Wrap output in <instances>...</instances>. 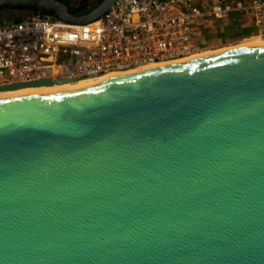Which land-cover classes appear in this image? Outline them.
<instances>
[{
	"label": "water",
	"instance_id": "obj_1",
	"mask_svg": "<svg viewBox=\"0 0 264 264\" xmlns=\"http://www.w3.org/2000/svg\"><path fill=\"white\" fill-rule=\"evenodd\" d=\"M0 264H264V45L0 98Z\"/></svg>",
	"mask_w": 264,
	"mask_h": 264
},
{
	"label": "built area",
	"instance_id": "obj_2",
	"mask_svg": "<svg viewBox=\"0 0 264 264\" xmlns=\"http://www.w3.org/2000/svg\"><path fill=\"white\" fill-rule=\"evenodd\" d=\"M250 36L264 38V0H115L85 24L33 12L0 22V87L134 71Z\"/></svg>",
	"mask_w": 264,
	"mask_h": 264
},
{
	"label": "bare ground",
	"instance_id": "obj_3",
	"mask_svg": "<svg viewBox=\"0 0 264 264\" xmlns=\"http://www.w3.org/2000/svg\"><path fill=\"white\" fill-rule=\"evenodd\" d=\"M255 38V39H253ZM236 42L233 43H227L229 46L221 47L220 46L211 49V50H204V51H199L197 53L191 54L187 57L180 58V59H173L169 62H164V63H159V64H147L145 66L139 67L140 69L134 70V71H124V72H119V73H110L105 76H101L98 78H89V79H78L73 82H66V83H61V84H53V85H42V86H29V87H23L19 89H14V90H5V91H0V98H7V97H14V96H19V95H25V94H32V93H55V92H62V91H68V90H73V89H78L86 86H90L93 84H96L106 78L109 77H114V76H122V75H127L131 73H135L140 70H145L149 68H153L156 66H161V65H167V64H172L176 62H181V61H187L192 58L200 57V56H206L210 54H215L219 53L222 51H227V50H234V49H240V48H246V47H253V46H261L264 45V38L260 36H250V38H244L237 44ZM235 44V45H231ZM223 46V45H222ZM219 48V49H218Z\"/></svg>",
	"mask_w": 264,
	"mask_h": 264
},
{
	"label": "trees",
	"instance_id": "obj_4",
	"mask_svg": "<svg viewBox=\"0 0 264 264\" xmlns=\"http://www.w3.org/2000/svg\"><path fill=\"white\" fill-rule=\"evenodd\" d=\"M66 4L69 5L68 0H63ZM98 0H79L76 8H71L76 14L85 13L90 7H92ZM34 11L24 10L20 7L15 8H0V22L3 20H20L27 14L33 13Z\"/></svg>",
	"mask_w": 264,
	"mask_h": 264
},
{
	"label": "rangeland",
	"instance_id": "obj_5",
	"mask_svg": "<svg viewBox=\"0 0 264 264\" xmlns=\"http://www.w3.org/2000/svg\"><path fill=\"white\" fill-rule=\"evenodd\" d=\"M69 1V5L71 6V8H76L77 7V4L79 2V0H68ZM253 29L252 28H248V29H239L238 31H236L237 35H246V34H249ZM254 37V36H253ZM247 38H250V37H247ZM255 39V38H253ZM242 39H239L237 40V43L240 42ZM235 43V44H237ZM235 44H231V45H235ZM225 46H229L227 44H224L223 46H220L219 48L221 47H225ZM218 48V49H219Z\"/></svg>",
	"mask_w": 264,
	"mask_h": 264
},
{
	"label": "crops",
	"instance_id": "obj_6",
	"mask_svg": "<svg viewBox=\"0 0 264 264\" xmlns=\"http://www.w3.org/2000/svg\"><path fill=\"white\" fill-rule=\"evenodd\" d=\"M238 29H240V28L238 27Z\"/></svg>",
	"mask_w": 264,
	"mask_h": 264
}]
</instances>
